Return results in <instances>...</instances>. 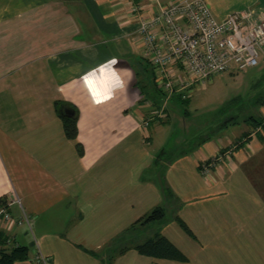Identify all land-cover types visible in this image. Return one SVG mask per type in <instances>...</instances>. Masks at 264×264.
Masks as SVG:
<instances>
[{
	"label": "crops",
	"instance_id": "obj_1",
	"mask_svg": "<svg viewBox=\"0 0 264 264\" xmlns=\"http://www.w3.org/2000/svg\"><path fill=\"white\" fill-rule=\"evenodd\" d=\"M179 1L0 0V208L32 220L31 232L0 221V252L28 247L13 264H45L39 255L46 264H264V127L248 116L193 150L178 142L172 158L154 142L168 119L151 122L144 141L139 116L153 106L152 84L138 28ZM205 1L218 19L264 18V0ZM112 58L130 75L121 72L125 87L96 106L79 78ZM157 208L191 234L174 220L148 233L161 220L139 221ZM156 234L190 261L139 254Z\"/></svg>",
	"mask_w": 264,
	"mask_h": 264
},
{
	"label": "built area",
	"instance_id": "obj_2",
	"mask_svg": "<svg viewBox=\"0 0 264 264\" xmlns=\"http://www.w3.org/2000/svg\"><path fill=\"white\" fill-rule=\"evenodd\" d=\"M138 33L155 87L166 98L164 105L152 107L150 116H139L141 128L147 132L144 141L150 145L146 142L150 141L149 126L153 121L168 118L165 106L172 95L179 94L182 100L188 101L195 87L205 86L214 76L259 64V50L264 47V18L237 12L218 19L205 0H182L141 20ZM213 162L204 167L209 169ZM12 203L22 205L20 199ZM0 221L15 227L26 226L32 231V220L25 212L13 217L2 207ZM37 261L46 264L42 255Z\"/></svg>",
	"mask_w": 264,
	"mask_h": 264
},
{
	"label": "rangeland",
	"instance_id": "obj_3",
	"mask_svg": "<svg viewBox=\"0 0 264 264\" xmlns=\"http://www.w3.org/2000/svg\"><path fill=\"white\" fill-rule=\"evenodd\" d=\"M259 53V64L256 67L248 68L243 71L232 70L229 73L214 76L205 86L195 87L191 92V99L188 101L182 100L179 94L172 95L166 101L165 108L168 114V121L161 124L165 127L162 133L163 135L158 136V133H155L154 142H166L165 146L168 150V158L174 156H170V153L176 152L178 142L182 140H187L189 143V145L184 144L182 148L183 151L193 150L194 147L196 148V145H198L197 143L210 138L214 140L227 131L228 128L235 130L239 127V122L243 121V118L246 119L254 112L255 115L259 117L260 111L257 107L258 99L264 97V47L259 50ZM147 74L151 75V71H148ZM145 77L146 75L140 76L139 83H142V85H145L147 80ZM149 91L150 94L156 93L152 86L149 88ZM165 100L166 98L164 95L158 96L157 101L160 103V106L164 105ZM148 104L149 107L152 104L153 106L160 107L158 104H154L153 99H151ZM152 107L150 108L153 109ZM151 109L147 110L141 117L150 116ZM234 122L237 124L228 126L227 128V125ZM152 130L153 129H151V131L149 130V133H151ZM237 144L238 142L236 145ZM171 216L173 215L171 214ZM171 220L177 222L183 231L189 234V232L182 227L180 223L182 220L179 216L170 218L168 212L166 219L151 224L147 232L160 230L164 224L170 223ZM127 244L128 243L121 242L117 244V246L121 249L127 246ZM204 245L205 244H202V246ZM33 250H35V246L32 248V252ZM189 261L188 259L187 262L182 263H188ZM219 262L222 264L221 260H219ZM227 262L231 264H243V262L236 260Z\"/></svg>",
	"mask_w": 264,
	"mask_h": 264
},
{
	"label": "trees",
	"instance_id": "obj_4",
	"mask_svg": "<svg viewBox=\"0 0 264 264\" xmlns=\"http://www.w3.org/2000/svg\"><path fill=\"white\" fill-rule=\"evenodd\" d=\"M149 62V61H148ZM150 64V63H149ZM151 84L155 94H146L145 102H149L151 99H156L161 94L156 89L154 84V77L153 72L151 70ZM154 104H158L159 102L156 100ZM264 104V102L262 103ZM248 121H252V125L256 127V129L264 127V116L261 114L260 117L251 116L247 118ZM67 135L70 138H75L77 135V129L75 125L68 124L67 125ZM165 217V211L162 208H157L153 210L150 214L146 215L139 222L143 225L150 224L152 222L162 220ZM182 227L185 228L186 231L191 234L190 229L188 226L183 222L180 221ZM137 252L143 256L151 257V258H158V259H168L174 260L179 262H187L188 258L184 255V253L177 248L167 237L163 236L162 234H156L154 237L146 240L144 243L139 244L135 248ZM28 256V247H17L12 248L10 251H1L0 252V264H13L15 261L25 260Z\"/></svg>",
	"mask_w": 264,
	"mask_h": 264
},
{
	"label": "clouds",
	"instance_id": "obj_5",
	"mask_svg": "<svg viewBox=\"0 0 264 264\" xmlns=\"http://www.w3.org/2000/svg\"><path fill=\"white\" fill-rule=\"evenodd\" d=\"M118 63L116 58H112L79 78V82H82L83 88L94 105L99 106L107 103L114 98L117 89L125 87V81L121 78L120 73L125 72L128 75L130 73L127 70L116 68ZM73 83H77V81H73Z\"/></svg>",
	"mask_w": 264,
	"mask_h": 264
}]
</instances>
